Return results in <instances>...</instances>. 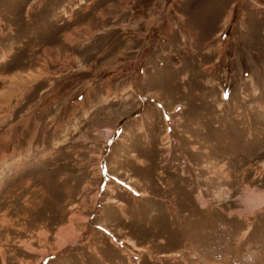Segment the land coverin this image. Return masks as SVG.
Masks as SVG:
<instances>
[{"label":"rangeland","instance_id":"obj_1","mask_svg":"<svg viewBox=\"0 0 264 264\" xmlns=\"http://www.w3.org/2000/svg\"><path fill=\"white\" fill-rule=\"evenodd\" d=\"M0 264H264V0H0Z\"/></svg>","mask_w":264,"mask_h":264}]
</instances>
